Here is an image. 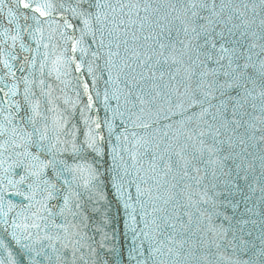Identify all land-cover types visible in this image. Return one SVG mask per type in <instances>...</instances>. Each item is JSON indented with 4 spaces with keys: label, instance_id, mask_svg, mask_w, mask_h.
<instances>
[{
    "label": "snow or ice",
    "instance_id": "obj_1",
    "mask_svg": "<svg viewBox=\"0 0 264 264\" xmlns=\"http://www.w3.org/2000/svg\"><path fill=\"white\" fill-rule=\"evenodd\" d=\"M0 264H264V0H0Z\"/></svg>",
    "mask_w": 264,
    "mask_h": 264
}]
</instances>
